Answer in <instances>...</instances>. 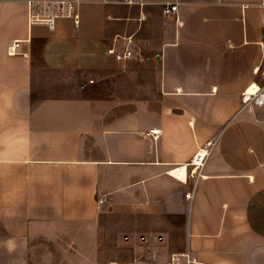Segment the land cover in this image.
<instances>
[{"label":"crops","instance_id":"obj_1","mask_svg":"<svg viewBox=\"0 0 264 264\" xmlns=\"http://www.w3.org/2000/svg\"><path fill=\"white\" fill-rule=\"evenodd\" d=\"M133 1L0 0V264H264V0Z\"/></svg>","mask_w":264,"mask_h":264},{"label":"built area","instance_id":"obj_2","mask_svg":"<svg viewBox=\"0 0 264 264\" xmlns=\"http://www.w3.org/2000/svg\"><path fill=\"white\" fill-rule=\"evenodd\" d=\"M100 2L104 4L110 3L111 0H99ZM124 3L127 5H132L135 2L133 0H124ZM178 11V6L177 5H172V4H166L163 9V15L164 16H170L176 14ZM46 22V25L48 26L49 29H52L54 26V19L50 18L47 20H44ZM16 49V44L12 45L8 49V53L10 55H13L15 53ZM132 57V53L130 51H125L122 53L118 58L120 59H130ZM255 92L252 94H248L247 91H244L241 95V104L246 106V105H251L253 107H264V86L261 88H256ZM160 134V131L158 129H152L150 130L146 136H151L153 138H157ZM212 143H206L191 159L190 161V168H191V173L193 175H196L197 177L199 176V172L201 171L202 167L204 166L206 159L210 153V149L212 148ZM181 168L174 169L172 172H177ZM186 172V169L184 168V173ZM186 199L190 198V195L185 196ZM101 204L102 201H99ZM156 242H161L162 238L158 237L155 239ZM124 242L129 241V237H124L123 238ZM138 242H145L144 237H138ZM170 262L171 264H190V259L189 255L187 253H182V254H174L170 257Z\"/></svg>","mask_w":264,"mask_h":264},{"label":"rangeland","instance_id":"obj_3","mask_svg":"<svg viewBox=\"0 0 264 264\" xmlns=\"http://www.w3.org/2000/svg\"><path fill=\"white\" fill-rule=\"evenodd\" d=\"M111 233L109 232L108 233L109 235L105 236V238H106L105 242H107V243L108 242H112V243L114 242V239L117 236L115 235L114 232L112 234ZM100 242L103 243V241H100ZM123 243H126V242L123 241ZM100 248L102 249V252L104 253V247L100 246ZM108 248H109V250H111V252H113V257H112V259H114L113 264H150V263H148L147 259L141 258L139 255L134 253V250L132 248H130V249H132V250H130L127 248V246L126 247H121V246L117 247L116 243L113 245L110 243V246L108 245L107 249ZM61 258H62V256H61ZM33 264H72V263L67 262L66 260L58 259L55 261L54 260L53 261H44V262L39 261V262H36ZM77 264H86V263L80 262ZM95 264H109V263H108V261L106 262L103 260V255H100L99 260ZM151 264H153V263H151ZM168 264H171L170 259H169Z\"/></svg>","mask_w":264,"mask_h":264},{"label":"bare ground","instance_id":"obj_4","mask_svg":"<svg viewBox=\"0 0 264 264\" xmlns=\"http://www.w3.org/2000/svg\"><path fill=\"white\" fill-rule=\"evenodd\" d=\"M255 90H257L256 89V87L255 86H253L252 88H250L248 91H247V93L248 94H252L253 92H255ZM172 174L175 176V177H179V178H182L183 179V177H184V168H181L179 171H177V172H172Z\"/></svg>","mask_w":264,"mask_h":264}]
</instances>
